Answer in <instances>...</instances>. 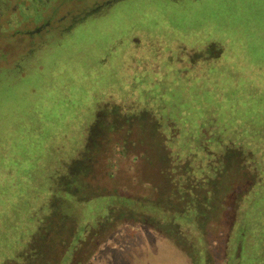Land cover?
Listing matches in <instances>:
<instances>
[{
	"label": "rangeland",
	"instance_id": "obj_1",
	"mask_svg": "<svg viewBox=\"0 0 264 264\" xmlns=\"http://www.w3.org/2000/svg\"><path fill=\"white\" fill-rule=\"evenodd\" d=\"M118 110L130 124L112 128L86 176L77 165L90 133ZM144 112L178 129L196 174L225 165L214 208L188 238L163 222L88 227L81 254L71 247L61 264H233L241 243L237 264H264V0H0V264H30L60 205L80 234L107 216L113 196L78 192L98 175L130 196L152 190ZM230 144L253 164L230 158ZM206 148L228 159L209 164Z\"/></svg>",
	"mask_w": 264,
	"mask_h": 264
},
{
	"label": "trees",
	"instance_id": "obj_2",
	"mask_svg": "<svg viewBox=\"0 0 264 264\" xmlns=\"http://www.w3.org/2000/svg\"><path fill=\"white\" fill-rule=\"evenodd\" d=\"M116 107L121 109L120 106ZM142 114H144V120L138 121L137 117H133L131 121H138L141 126H145L146 124L147 127L151 129V132L156 135V138L152 135L155 139L150 148L144 149V154L141 157L143 164L147 163L151 167L158 168L159 177L155 173H152L155 174L153 177L155 180L149 181V184L152 185V190L148 194H138V197L130 196L123 192L122 188L114 179L110 181H114L116 184L114 186H109L102 183L98 175L94 181L91 180V184L87 188H79L78 192L88 189L92 196H113L115 200L110 208L109 214L105 217H99L96 223L87 222L85 224L84 233L80 234L78 233L80 220L76 215L70 214L64 208H61L60 205V208L57 209L53 215L50 226L48 228L42 227L40 236L33 241L31 245L32 248L35 250L38 248L41 249V251L37 254L36 252L33 253L30 264H61L65 254L71 247L73 248L72 257L74 254L76 255L78 251H80L79 254H81L82 250L78 248L85 240L84 237L88 227H90V230H95L97 233L103 230V228L114 226L117 220H121L122 223L130 224V226L134 224L149 226L150 224L163 222L162 224L166 225L169 233H174L176 230L179 232L181 230L187 238L189 235L192 236V234L196 236L192 231L194 230L195 232L196 226H200L203 223L202 219L209 214L208 212L211 213V210L214 208V204L212 203L213 197L210 192L211 185L215 182H220L222 175H224L227 170L225 169V165H221V162L225 158L227 160L228 157H225V154L212 152L209 151V148H206L208 159L205 161L214 165L219 163L221 166L215 165L214 168L209 167L212 173L196 174V168L195 165H193L194 154L186 157L177 147V142H175V140L179 133L178 129L174 125H171L170 134H167L164 132L165 128L163 125H161L151 113L144 112ZM123 115L124 114L120 110L106 113L101 117L100 122L92 129L89 139L87 140L85 157L79 161L77 165V169L82 170L83 173L87 174L86 176L93 175V173L96 174L98 161L103 156L104 148L107 144L105 140H107V135L112 128L121 129L124 128L126 124H130L129 118L131 117H127L128 122H124ZM116 116H120L117 121L118 124H111L110 119H114ZM143 143H145V141H143ZM229 147L230 158H236L237 155L241 153L242 158H246L245 162L251 159L250 162L253 164L252 161L255 159L253 151L246 152L241 145L237 147L235 144H233V146L230 144ZM202 163H204V161L199 164ZM250 165L249 167H247L248 165L246 166L248 174H255V178L259 173L254 169H250ZM168 170H170L171 173L168 172ZM162 175L165 177L169 175V185L162 184L161 181L155 182L159 180ZM109 176L110 175L107 174L105 178L108 180ZM140 179L144 183L147 176H142ZM145 182L147 183L148 181L146 180ZM201 190H204V192H200ZM88 223H91V225L87 226ZM151 225L150 227H153ZM241 225L240 232L243 230ZM198 226L196 231L199 233ZM185 227L188 229H184ZM101 243L102 241L96 246L99 247L103 244ZM239 246V252L234 253L232 257L233 264H237V258L242 254V243ZM202 250L199 257L205 261V259L202 258V256L204 258L206 257L205 250ZM201 259L199 261H201ZM78 264H84V262L79 260Z\"/></svg>",
	"mask_w": 264,
	"mask_h": 264
}]
</instances>
